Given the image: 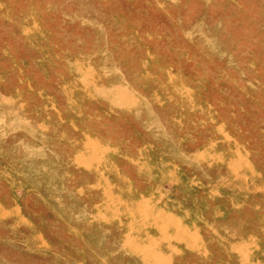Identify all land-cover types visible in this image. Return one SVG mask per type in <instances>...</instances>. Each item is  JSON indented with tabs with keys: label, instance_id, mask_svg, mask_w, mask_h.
I'll return each mask as SVG.
<instances>
[{
	"label": "rangeland",
	"instance_id": "374dc122",
	"mask_svg": "<svg viewBox=\"0 0 264 264\" xmlns=\"http://www.w3.org/2000/svg\"><path fill=\"white\" fill-rule=\"evenodd\" d=\"M0 264H264V0H0Z\"/></svg>",
	"mask_w": 264,
	"mask_h": 264
}]
</instances>
